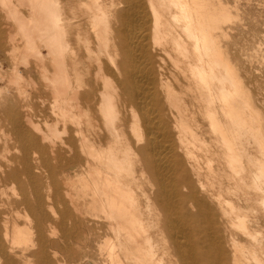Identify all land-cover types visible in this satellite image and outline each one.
<instances>
[{
  "label": "bare ground",
  "instance_id": "obj_1",
  "mask_svg": "<svg viewBox=\"0 0 264 264\" xmlns=\"http://www.w3.org/2000/svg\"><path fill=\"white\" fill-rule=\"evenodd\" d=\"M240 20L0 0V264H67L83 237L86 264H264V34L247 53Z\"/></svg>",
  "mask_w": 264,
  "mask_h": 264
},
{
  "label": "rangeland",
  "instance_id": "obj_2",
  "mask_svg": "<svg viewBox=\"0 0 264 264\" xmlns=\"http://www.w3.org/2000/svg\"><path fill=\"white\" fill-rule=\"evenodd\" d=\"M222 1L228 3L231 7H233L236 2L238 3L241 12V24H239L238 27L241 29V33H238L237 37L239 44H243L246 52L250 53L249 47L253 46L254 41L260 39L264 34L263 0ZM254 31L257 32V37L254 36ZM259 67H261V65ZM73 251L71 253V258L67 260V264H86L87 260L91 259L92 256L96 258L97 248L95 244H90L89 241L83 237L80 242L74 243Z\"/></svg>",
  "mask_w": 264,
  "mask_h": 264
}]
</instances>
